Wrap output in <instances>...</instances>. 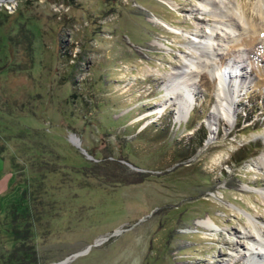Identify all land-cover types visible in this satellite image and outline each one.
I'll use <instances>...</instances> for the list:
<instances>
[{"label":"rangeland","instance_id":"374dc122","mask_svg":"<svg viewBox=\"0 0 264 264\" xmlns=\"http://www.w3.org/2000/svg\"><path fill=\"white\" fill-rule=\"evenodd\" d=\"M201 2H0V264H264L243 256L264 251L243 238L264 229L263 27L255 0H223L254 31ZM212 67L240 76L229 123Z\"/></svg>","mask_w":264,"mask_h":264},{"label":"bare ground","instance_id":"6f19581e","mask_svg":"<svg viewBox=\"0 0 264 264\" xmlns=\"http://www.w3.org/2000/svg\"><path fill=\"white\" fill-rule=\"evenodd\" d=\"M7 1H9V0H0V2H7ZM200 5L203 7V9H206V8L210 9L212 11L213 16H215V18H216L215 23H217L219 25H223L228 30H231L232 28H234V26H233V24L222 22V19L224 17H230V20H232V21L234 20V25H236V26H237V18L241 17L244 19L243 21H245L247 29H251L254 31L252 23L247 21V18L245 16L243 10L242 11L240 10L241 15H239L240 17H238V14L236 13L235 9L233 7H230L225 2H223V0H202ZM170 6H168V7L172 8ZM255 9L259 13L258 18L260 19V25L263 27V28H261V31L264 32V0H255ZM154 20L159 22L162 26H164L166 28L169 27V26H167V24L165 22L159 20L158 18H154ZM214 27H215V29H219L218 25H215ZM172 28H175V27H172ZM255 30H257V28H255ZM211 31H213V29ZM194 33L196 34L195 37H197L199 39L192 41V43H200V44H204V45H202V47H200V49L195 48V51L198 52L197 55H193L191 53L189 55L188 53H186V54H184L183 59H185L189 65L195 66L198 70H200L202 63H203L201 58L205 57L206 58L205 60H208V62L211 63V54L208 53V51H206V49L209 47V41L211 39V33H205L201 29H197V28L194 29ZM192 48H194V47H192ZM185 67H187V66L182 65V64L180 65V67H173L172 72L170 74V79L168 80V85L165 86L168 101L173 100V99H174V101L176 100L178 117H184L192 105V104L190 105V102H187V103L185 102L187 98H185L186 96L184 94H182L184 91H181L180 94H177L175 92V89L172 88L176 84V82H174V81L178 75L185 77V80L182 81L181 85H184V86L190 85V83H191L190 80H192L191 74L194 72V70H190V72H187L184 70ZM224 70H226V68L222 69V68H218V67H212V70H211L212 76H214L218 81V83H217L218 108H216V111H214L212 113V119H210L211 125H213V122L211 120H216L217 122L219 121V119H217V118H218L220 110H223L224 115H225L224 119L226 122L229 123V118H230L229 112H230V109L232 108V100L230 99L229 94L232 92H235V88H234L235 85L229 81V77H232V79H234L235 81L240 78V76L237 74H234L233 76H230L229 74L225 75ZM174 76H176V77H174ZM180 97H181V99H180ZM166 105H167V103H166ZM162 108L163 107H160L159 110H162ZM215 131L216 130L210 129V134L211 135L216 134ZM257 166L264 167V159L263 158H259V160L257 161ZM208 219L211 222H213V220L211 218H208ZM247 222L250 224V228H251V230H253L254 234H251V235L245 234L243 236V238L254 241L256 244L261 246V249H264V229L259 227L256 223L251 222L250 220H248ZM263 222H264V220H263ZM204 225H206V227L208 229H210V227H211L209 224H204ZM241 226L244 229H246V226H243V225H241ZM263 226H264V223H263ZM215 240L218 241V240H225V239L221 236H218ZM100 242H101L100 240L97 241V243H100ZM226 244L229 246H232V247H238V245L236 243H230L229 241H226ZM243 256L244 257L247 256L250 259H255L257 261L262 262L264 260V251L260 250L259 252L257 251V253H256L250 249L247 252V254L244 253ZM56 264H64V262L62 261V262H59Z\"/></svg>","mask_w":264,"mask_h":264},{"label":"trees","instance_id":"16d2710c","mask_svg":"<svg viewBox=\"0 0 264 264\" xmlns=\"http://www.w3.org/2000/svg\"><path fill=\"white\" fill-rule=\"evenodd\" d=\"M160 130V129H159ZM144 134V133H143ZM202 139V138H201ZM203 140V139H202ZM202 140H201V142H202ZM201 142H199V143H201ZM248 157H245V158H243V160H246Z\"/></svg>","mask_w":264,"mask_h":264}]
</instances>
